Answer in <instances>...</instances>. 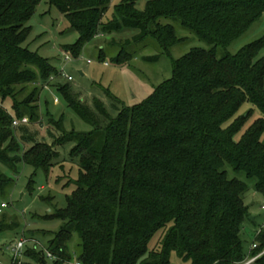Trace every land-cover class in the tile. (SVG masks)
<instances>
[{"label":"trees","instance_id":"16d2710c","mask_svg":"<svg viewBox=\"0 0 264 264\" xmlns=\"http://www.w3.org/2000/svg\"><path fill=\"white\" fill-rule=\"evenodd\" d=\"M138 1L124 0L103 22L111 0H48L79 36L65 48L74 58L94 38L123 29L139 31L124 46L151 37L168 51L183 39L161 19L178 22L211 47L173 61L172 77L135 107L105 91L113 117L97 98L83 103L49 60L24 46L40 0H0V167L17 174L20 164L35 172L54 166L55 152L33 138L29 124L13 126L23 118L44 119L59 134L57 146L72 143L69 155L79 167L65 207L47 217L62 222L59 231L46 247H25L20 264H171L172 254L184 264H243L260 253L250 264H264V226L245 253L247 187L226 172L253 180L264 200V36L234 55L216 54L264 15V0H148L142 11ZM114 62H123L120 54ZM58 78L69 86L52 84ZM50 87L89 133L66 132L41 114L40 96ZM13 184L0 169V192ZM19 227L0 214V235ZM156 235L157 248L150 249ZM74 236L76 251L68 245Z\"/></svg>","mask_w":264,"mask_h":264},{"label":"rangeland","instance_id":"374dc122","mask_svg":"<svg viewBox=\"0 0 264 264\" xmlns=\"http://www.w3.org/2000/svg\"><path fill=\"white\" fill-rule=\"evenodd\" d=\"M123 1L111 0L102 21L111 20L114 7L119 6ZM147 1H138L135 8L142 11ZM160 21L162 24H171L175 28L177 37L183 39L168 51L161 49L151 37L140 43L124 46V42L131 40L139 31L123 29L117 33L94 38L84 45L78 58H74L65 48L78 41V34L72 30L56 7L50 5L48 0H40L34 14L27 22L30 33L24 46L41 58L49 60L52 66L63 74L70 76L72 79L68 83L70 91L83 103L90 104L94 98H97L107 107L111 116L115 117L116 111L110 109L111 102L105 91L120 101L122 106L135 107L147 100L156 89L172 77L173 61L185 56L193 48L205 50L211 48L189 31L182 29L178 22L167 19ZM263 36L264 15L237 40L224 48H216V54L217 56L224 53L234 55ZM64 54H69V61L64 60ZM119 54L123 62L115 63L114 60ZM51 82L54 85H68L60 78L52 79ZM54 100H57V103H54ZM5 104L10 112L9 104ZM39 107L42 115L51 116L66 132L73 130L76 133H89L91 130L90 126L81 121L68 107L67 99L55 88H45L42 91ZM247 108H249L248 104L243 105L239 113H244ZM23 119L27 121V125L29 124V133L33 138L45 148L49 147L57 157L53 162L54 166L48 172H35L32 167L20 164L18 173L12 174L6 173L5 169L0 167L14 181L11 188L6 186L0 192V203L4 202L8 205L4 215L7 219H14L20 224L18 229L0 235V264H9L13 255L11 248L22 239V235L23 238L34 235L37 242L46 247L62 225L61 221L47 217L54 209L65 207V198L75 190L74 181L79 175L78 162L69 155L74 145L66 143L57 146L59 134L49 127L44 119L41 123H28L27 118ZM30 147L31 145L28 144L23 145L24 150ZM226 172L229 179L236 178L244 182L247 187L243 201L248 209V219L244 221L241 238L244 252L248 253L255 239V232L264 224V212L261 210L263 199L255 191L253 180H248L243 173H234L230 168H226ZM44 198L51 200L43 201ZM77 242V237L74 236L68 244L72 251L77 250ZM158 242L159 235H156L150 242L149 248L156 249ZM26 247L32 248L33 243L27 242ZM260 255L261 253L258 254ZM251 257L246 258L243 264H247L253 258ZM170 263L184 264L175 254L171 255Z\"/></svg>","mask_w":264,"mask_h":264},{"label":"built area","instance_id":"2783aa9c","mask_svg":"<svg viewBox=\"0 0 264 264\" xmlns=\"http://www.w3.org/2000/svg\"><path fill=\"white\" fill-rule=\"evenodd\" d=\"M64 56H65V61H69V54H64ZM88 62V61H87ZM61 72V75H62V77L64 78V79H66V81H68V82H70V81H72V79H71V77L70 76H67V75H65V74H63V72L62 71H60ZM54 103H57V100H54ZM27 123V121L25 120V119H23V120H21V121H17V120H14L13 121V126L14 127H16V126H19L20 124H26ZM7 204L6 203H4V202H2V203H0V214L7 208ZM261 210L264 212V200L262 201V204H261ZM263 226H264V224L261 226V228H263ZM260 228V229H261ZM259 229V230H260ZM32 242L33 243V245H35L36 247H38V248H43L42 247V245H40V243L39 242H37V241H31V240H29V239H26V238H23L22 237V239H20L12 248H11V251H12V253H13V255H12V258H11V260H10V262H9V264H20V262H21V258H22V255H23V250L25 249V247H26V243L27 242ZM256 246L255 245H252V249H254ZM45 252V257H46V259H48V260H52L53 258H54V256L53 255H51L50 253H48L47 251H44ZM255 259H256V257H254V258H252V259H250V261L247 263V264H250V263H252V262H254L255 261ZM71 264H79V263H77V262H73V263H71Z\"/></svg>","mask_w":264,"mask_h":264},{"label":"water","instance_id":"95a60500","mask_svg":"<svg viewBox=\"0 0 264 264\" xmlns=\"http://www.w3.org/2000/svg\"><path fill=\"white\" fill-rule=\"evenodd\" d=\"M251 220H253V218H251Z\"/></svg>","mask_w":264,"mask_h":264}]
</instances>
